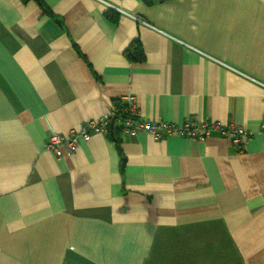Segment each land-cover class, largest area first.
Instances as JSON below:
<instances>
[{"label": "crops", "instance_id": "crops-1", "mask_svg": "<svg viewBox=\"0 0 264 264\" xmlns=\"http://www.w3.org/2000/svg\"><path fill=\"white\" fill-rule=\"evenodd\" d=\"M40 1L0 0V264H264V0ZM126 95L252 135L43 149Z\"/></svg>", "mask_w": 264, "mask_h": 264}, {"label": "built area", "instance_id": "built-area-1", "mask_svg": "<svg viewBox=\"0 0 264 264\" xmlns=\"http://www.w3.org/2000/svg\"><path fill=\"white\" fill-rule=\"evenodd\" d=\"M111 7L115 8L111 5ZM118 11L128 14L117 8ZM128 105L129 111L136 116L135 119H126L121 122L122 133L135 135L145 131L153 138L160 140L166 135H179L195 141H204L212 133L226 137L237 149H241L252 133L236 123L222 124L218 120H199L187 118L181 125L169 121L143 120L137 112V105L133 95L122 98ZM114 114L113 107L103 116L82 122L77 129H71L66 134L49 133L43 143V149L56 157L73 153L80 140H88L94 133H106L107 123ZM264 134V126L261 129Z\"/></svg>", "mask_w": 264, "mask_h": 264}, {"label": "trees", "instance_id": "trees-1", "mask_svg": "<svg viewBox=\"0 0 264 264\" xmlns=\"http://www.w3.org/2000/svg\"><path fill=\"white\" fill-rule=\"evenodd\" d=\"M25 1V0H22ZM43 11L45 7L40 0H36ZM108 14V12H107ZM125 54L130 60L141 61L143 59V53L139 42H132L125 51ZM114 109L113 116L110 117L105 135L118 143L119 135L122 133L121 122L126 119H135L134 116L128 109L127 103L122 99L118 98L112 101L111 105Z\"/></svg>", "mask_w": 264, "mask_h": 264}]
</instances>
